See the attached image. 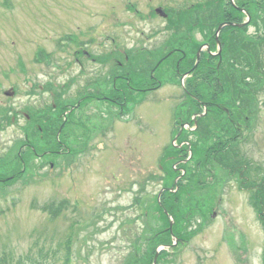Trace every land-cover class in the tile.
I'll use <instances>...</instances> for the list:
<instances>
[{"label": "rangeland", "instance_id": "rangeland-1", "mask_svg": "<svg viewBox=\"0 0 264 264\" xmlns=\"http://www.w3.org/2000/svg\"><path fill=\"white\" fill-rule=\"evenodd\" d=\"M116 2L0 0V106L26 101L30 108L38 105L34 103L38 98L30 94L40 92V85L45 88L48 82L53 84L55 80L46 78L58 72L59 63L69 62L68 55L74 48L70 33L79 36L87 29L105 30V25H101L104 5L109 10ZM171 3L167 2V6ZM91 10L97 15L90 16ZM188 25L191 29V22ZM164 27L160 19H138L135 30L144 35L151 34V30L157 39ZM140 41H145V36ZM256 54L257 48L254 57ZM61 73L54 76L65 81ZM259 73L264 74V60L262 63L258 57L239 65L234 72L235 78L248 75L254 82L259 81L258 86L248 87L251 91H247L252 92L250 102L244 99L236 103L243 105L245 111L258 112L247 121L252 124V137L245 141L238 137L237 141L244 142L245 151H251L255 168L264 169V79L261 82ZM29 83L38 85L36 90ZM167 84L163 92L137 106L140 119L115 121L107 135L101 133L107 120L95 114V106L89 107L93 110L95 130L91 153L78 155L75 162L61 158L62 167L53 172L46 166L42 171L32 170L20 180L0 183V259L5 254L6 264H61L72 229L71 264H149L146 251L157 230L166 227L154 201L164 184L172 183L159 167L164 156H171L170 115L177 102L182 106L177 111L191 110V101L182 102L179 86ZM235 84L241 85L237 80ZM196 136L190 138L195 142ZM7 138L0 132V157L8 153ZM3 148L7 150L2 151ZM171 164L172 161L167 162L168 167ZM4 171L0 166V177L9 175ZM244 188L242 191L237 181L222 178L215 186L192 193V203L184 199V212L203 205L205 220L201 223V217L192 214L185 227L197 228L192 240L180 247L174 262L170 255L165 264H263L264 227L250 199L252 185ZM54 202L59 207L56 213ZM74 223L78 227L72 226ZM186 237L190 238V234Z\"/></svg>", "mask_w": 264, "mask_h": 264}, {"label": "flooded vegetation", "instance_id": "flooded-vegetation-1", "mask_svg": "<svg viewBox=\"0 0 264 264\" xmlns=\"http://www.w3.org/2000/svg\"><path fill=\"white\" fill-rule=\"evenodd\" d=\"M167 2H172L171 6ZM109 8L105 4L102 12L101 25H105V30L87 29L79 36L70 33L74 48L68 55L69 62H57V73L62 72L65 81L58 80L54 76L57 73L50 74L46 80H55L54 83L48 82L45 88L40 85V92L30 94L38 98L34 102L38 105L33 108L27 101L0 106V132L8 135L9 144L8 153L0 157V166L9 175L0 177V183L20 180L32 170L42 171L46 166L53 172L62 167L61 158L75 162L78 155L91 153L95 130L93 110L89 107L95 106V114L107 120L108 125L101 128V133L107 135L115 121L140 119L137 106L153 99L167 83L179 86L183 103L190 100L199 105L198 111L171 113L170 119H175L172 126L177 129V139L171 145L184 151L192 145L187 137L198 130L195 149L201 152L203 174L216 179L223 177L224 172L229 175L232 165L228 158L235 161L251 156V151L235 147L237 133L231 131L237 125L234 116L245 115L248 119L258 112L237 111L233 94L236 80L241 84L237 90L239 98L242 88L247 92L259 81L254 82L248 75L235 78L234 72L256 57L263 63L264 0H117ZM88 13L97 15L94 10ZM138 19L162 20V36L155 39L151 30L147 35L135 30ZM250 28L255 30L249 32ZM197 56L198 64L193 68ZM199 67L207 71L193 76L198 84L195 97L188 90V76L184 75ZM259 77L263 82L264 74L259 73ZM28 86L34 87L32 83ZM67 86L65 93L61 89ZM35 87L34 90L38 85ZM209 160L213 162L208 163ZM234 175V180L249 182L251 168L244 165Z\"/></svg>", "mask_w": 264, "mask_h": 264}, {"label": "trees", "instance_id": "trees-1", "mask_svg": "<svg viewBox=\"0 0 264 264\" xmlns=\"http://www.w3.org/2000/svg\"><path fill=\"white\" fill-rule=\"evenodd\" d=\"M200 72L205 73L204 70L199 71V73ZM190 88L191 89L193 88L194 91L197 92L198 91L197 83H194L193 86H191ZM41 127H43V126H41ZM56 129H57V127H56ZM34 132H35V135L38 137L39 131H37V129H36ZM178 153H180V152L176 151L175 149H171L169 152V155L176 156ZM193 154H194L193 155L194 161L197 162V165L195 164L194 167L189 168L190 177H188L187 183H183L182 181L178 182L179 190L177 192H174V193L173 192H165L161 198V203H162L161 206L159 205V203L155 199V207L158 210V212H160L161 215H163L162 220H163L165 226H168V219L164 215L162 208L166 209L170 214L174 215V217L176 219V226L174 228V233L178 237L187 236L188 234H190V231H188L186 228L184 230H182L183 229V227H182L183 223L187 221V224H189L190 218L194 212L197 214L200 213V215L202 216L201 212H203L202 210L205 209L204 206L201 205V206H199V208L196 211H194L190 214V211L195 208L193 206V207H191L192 209H190L187 212H184V207H183L182 201H184V199H187L188 201H190L192 203V201H193L192 193L196 192L198 189L202 190V189H205L207 187H211L213 184H215V182L208 183L206 180L201 181V178H200L201 177L200 163L202 161L201 157H200L201 152L199 150L193 149ZM208 162H213V161L209 160ZM168 175H169V177H171V182H172L171 186H174L173 181L175 178V173H174V169L172 166L168 167ZM167 182H168V180H167ZM199 186L201 188H199ZM183 196H184V198H183ZM253 204H254V208H255L256 212L259 214V216L261 218L260 219L261 223L264 226V191H262L260 193V197H258V198L256 196L254 197ZM165 229L162 228L161 230L157 231V233H156L157 236H155V239L157 240L156 245L170 242L171 236L168 232V229H166V230ZM155 248H156V246H154V247L152 246L150 251L147 253V259L148 260L147 259L146 260H147V262H149V264L151 263V259L155 253ZM164 255H165V253H161L160 259H162V257ZM262 262L264 264V246H263V250H262ZM19 264H23V262H21ZM31 264H33V262ZM61 264H68L67 253H66L65 257L63 259H61Z\"/></svg>", "mask_w": 264, "mask_h": 264}, {"label": "water", "instance_id": "water-1", "mask_svg": "<svg viewBox=\"0 0 264 264\" xmlns=\"http://www.w3.org/2000/svg\"><path fill=\"white\" fill-rule=\"evenodd\" d=\"M172 224H173V220L171 219V220H170V225H169V229H170V230L172 229ZM171 232H172V231H171ZM159 249H160V248L157 249V253H156L155 257H154V262H153V264L156 263V259H157V255H158Z\"/></svg>", "mask_w": 264, "mask_h": 264}]
</instances>
